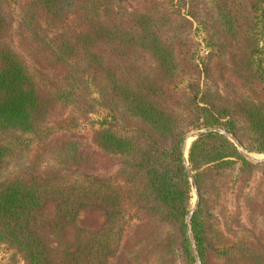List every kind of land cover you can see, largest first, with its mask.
<instances>
[{
  "label": "trees",
  "instance_id": "obj_1",
  "mask_svg": "<svg viewBox=\"0 0 264 264\" xmlns=\"http://www.w3.org/2000/svg\"><path fill=\"white\" fill-rule=\"evenodd\" d=\"M129 1L24 0L22 45L53 57V74L38 77L14 47L13 14L9 1L0 0V245L25 264H108L132 221L138 222L136 234L124 246L150 245L164 263L196 264L187 237L192 187L184 139L219 127L249 153L264 155V0H152L127 8ZM198 1L206 9L202 26L211 50L202 68L186 48L192 24L181 14ZM188 73L213 82L229 74L235 96L222 101L205 83L203 90L194 86L193 97L180 99L175 89ZM87 79L99 100L81 97L77 86ZM80 102L90 110L96 103L110 115L93 134L96 152L87 159L93 173L80 179L46 175L39 152L54 130L51 116ZM35 144V158L27 160ZM71 145L64 152L57 147L63 167L81 163L79 147L66 143ZM103 160L108 173L115 170L106 178L96 175ZM188 160L201 194L193 230L203 263L217 255L264 264V246L256 241L214 246L220 233L209 223L207 207L209 198H224L235 181L250 180L257 168L264 172V164L248 161L218 133L193 141ZM13 165L20 170L4 177ZM89 208L104 214L98 231L80 225Z\"/></svg>",
  "mask_w": 264,
  "mask_h": 264
},
{
  "label": "rangeland",
  "instance_id": "obj_2",
  "mask_svg": "<svg viewBox=\"0 0 264 264\" xmlns=\"http://www.w3.org/2000/svg\"><path fill=\"white\" fill-rule=\"evenodd\" d=\"M8 1L14 20L12 36L16 51L24 58L30 70L35 73L36 76L40 77L41 74L52 75L53 71L50 69L49 63L53 60L52 55L48 56L46 53L41 54V52H35L30 49L33 51L31 52L28 50V47L22 45L23 38L20 36L19 22L24 0ZM150 1L152 0H132L126 3V7H136ZM181 14L192 24L189 25V28L185 32L186 48L189 50V55L195 57L196 60L194 63L199 64L200 68H202V59L211 51L210 48L207 47V33L202 26V22L206 18L204 3L202 1L189 3L183 7ZM44 28L53 34L56 33L52 28L46 26H44ZM260 37V47L263 49L262 59L264 61V22L260 24ZM56 73L58 74V71ZM205 83L213 89L212 91L215 94L220 96L222 101L231 100L235 96L234 88L237 87L229 74H225L224 77H220L218 81L213 82L208 79L206 80L204 74L196 75L188 73L184 76L183 81L177 85L178 87L175 89V94L180 99L184 96L186 100V98L193 97L195 91L194 86L196 84H200L203 90L205 89ZM77 87L81 93V97L83 96L85 99V102L90 97L98 100L100 99L96 87L90 79H87L85 83ZM85 102L70 106H60L53 112L50 122L54 130L50 133L48 138L44 139V142H47L49 145L43 150L42 144L44 142L41 143V151L39 152L41 156V161L39 160L41 166H39L41 171L45 170L46 175L54 174L65 177L66 179H80L83 177L82 173L88 175L93 173L87 161V159L93 157L96 152V148L92 143L93 134L101 127L103 121L109 119L110 115L107 110L98 106L96 103H93L95 110H90V107L86 106ZM186 102L188 103L189 100ZM204 129L206 128L192 131L187 136ZM68 141L76 143L75 147H79L75 156L80 159L81 163L79 164L75 161L63 167L60 165L59 161L56 160V156L58 155V149L60 152H64L67 150V147L69 149L73 147L72 145L66 146ZM193 141L194 140H190L187 145L188 147L186 150H188V154ZM58 146L59 148L57 149ZM36 147L37 145L35 144L33 150L28 152L26 156L27 160H29V158H35L34 154L37 149ZM73 154L74 153H72V155ZM252 154L258 159H264V155ZM67 155L68 154H64V156ZM78 167L80 169H77ZM106 167V160L100 162L96 175L101 178L113 175L115 170L108 173ZM19 170L20 167L13 165L5 172L4 177L13 175ZM193 175L195 178V173H193ZM190 183L192 187L191 180ZM199 195L201 199V194L199 193ZM196 200L197 196L192 187L191 209L195 205ZM207 205L209 210L208 221L220 233L214 241V246L217 243L233 246L246 240L256 241L264 246V172L262 168L254 170L250 180L246 182L242 180L235 181L231 184L228 194L224 198L220 200L209 198L207 200ZM103 222L104 214L100 209L96 208H89L83 211L80 217V225L91 231H98ZM137 224L138 222L136 221H132L128 224L119 250L108 264H172L164 263L163 258L156 253L151 254L150 251L152 250V246L150 245L142 248H132L131 243H129V245L124 246V242L127 238L131 239L135 236V227ZM234 258L235 257L232 256L231 259H225L217 255H212L210 264H240L237 260H234ZM0 264L25 263L15 251L9 249L5 245H0ZM178 264H181V262L179 261Z\"/></svg>",
  "mask_w": 264,
  "mask_h": 264
},
{
  "label": "water",
  "instance_id": "obj_3",
  "mask_svg": "<svg viewBox=\"0 0 264 264\" xmlns=\"http://www.w3.org/2000/svg\"><path fill=\"white\" fill-rule=\"evenodd\" d=\"M209 133H218V134L226 136L229 140H231L238 147V149L241 152V154L248 161H250V162H252L254 164H257V165H260V164L264 163V159H258L256 157H254V155L252 153H249L245 149V147H243L240 144L239 140L235 137L234 134H232V133H230L227 130L222 129V128H207V129H204L202 131L195 132V133L187 136L184 139V143H183V146H182V152H183V155H184V163H185V167L187 169V172L189 174L190 180L192 182V187H193V189H194V191L196 193V196H197L196 203L192 207V209L190 210V212H189V214L187 216V219H186L188 239H189V242H190L191 251H192V254H193V257L195 259L196 264H203V261L201 259L200 253L198 251V247H197V243H196L195 235H194V230H193V218H194V215H195V213L197 212V210L199 208L201 199H200V195H199V191H198V187H197L194 175H193V173L191 171V168L189 166L188 150H186V147H187V145H188L190 140H194L195 141L200 136L205 135V134H209Z\"/></svg>",
  "mask_w": 264,
  "mask_h": 264
},
{
  "label": "bare ground",
  "instance_id": "obj_4",
  "mask_svg": "<svg viewBox=\"0 0 264 264\" xmlns=\"http://www.w3.org/2000/svg\"><path fill=\"white\" fill-rule=\"evenodd\" d=\"M187 147H188V146H187ZM187 147H186V148H187Z\"/></svg>",
  "mask_w": 264,
  "mask_h": 264
}]
</instances>
